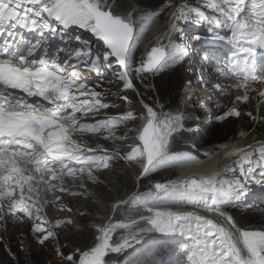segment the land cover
Instances as JSON below:
<instances>
[{"label": "snow or ice", "instance_id": "6c2138e0", "mask_svg": "<svg viewBox=\"0 0 264 264\" xmlns=\"http://www.w3.org/2000/svg\"><path fill=\"white\" fill-rule=\"evenodd\" d=\"M199 7L185 5L175 20L205 25L215 38L226 40L238 55L214 70L221 76L240 81L245 91L237 100H247L251 82L264 83V75L253 73L251 58L257 48L264 49V0H198ZM108 0H0V220L9 214L19 219L22 213L33 220L32 231L38 242L55 236L54 228L70 221L57 219L55 224L43 215L41 193L57 190L71 196L83 195L71 191L65 177L73 181L97 180L94 170L108 169L113 159L137 160L146 177L154 162L161 165L193 162L190 157L169 155L170 138L182 125L179 115H158L153 107L143 104L139 117L129 109L120 115L96 118L110 105L105 94L81 81V68L97 73L109 85L119 83L122 89H133L131 73L160 71L167 62L179 63L187 55L185 47L171 39L164 47H152L146 60L133 69V50L139 39L130 16L114 14ZM77 27L92 33L101 46L95 54L79 35L69 36L67 30ZM180 33L173 23L169 30ZM198 39V37H197ZM59 43H56V41ZM75 41V44L73 43ZM76 45H79L77 47ZM218 92L224 91L218 86ZM112 96L127 101L120 91ZM264 95V92L261 93ZM227 116H239L235 109ZM251 115V113H248ZM91 116V119H89ZM139 119L140 125L130 151H100L81 145L78 133H107L105 139H116V126ZM125 136L120 139H126ZM232 179L207 177L156 182L154 191L137 195L149 213L148 230L183 234L189 240L187 259L190 264H264V231L241 230L233 218L216 207L217 199H238L247 185L264 184V144L240 157L227 169ZM80 187H84L83 183ZM174 197H204L203 208L218 214L225 224L194 212H176L163 201ZM57 201L60 200L56 196ZM46 202V201H45ZM122 204L125 201H121ZM66 207L65 205H61ZM135 220L128 223L101 224L97 228L98 243L79 255L65 259L72 264H106L108 252H119L136 239L130 231ZM117 229L129 230L119 244H113Z\"/></svg>", "mask_w": 264, "mask_h": 264}, {"label": "rangeland", "instance_id": "374dc122", "mask_svg": "<svg viewBox=\"0 0 264 264\" xmlns=\"http://www.w3.org/2000/svg\"><path fill=\"white\" fill-rule=\"evenodd\" d=\"M131 2L141 4L144 0H108V4L111 7L117 6L118 11L123 10L124 4L129 5ZM197 4H199L201 9L204 8L203 5L198 3V0H166L159 14L154 19L152 15H146L138 19V13L137 15L134 13L130 14L134 24H136L137 19L141 21V29L139 28L138 30H144L133 50V69L138 66L140 61L146 60L147 52L152 47H164L167 50L168 39L172 41H187L184 40L182 33L174 32L171 35L172 37H168V28L171 26L169 25L171 24V14L174 13L173 9H175L176 5L182 8L185 5L197 6ZM178 13L179 9L176 14ZM158 21L161 22L160 26L162 25L161 32L159 31L155 35V38H152V41L142 46L141 43L144 41L145 32ZM173 22L175 23L174 20ZM176 25L179 27L181 23L177 22ZM101 43V41H98L96 45L101 46ZM214 54L216 56V53ZM201 56L204 59L206 58L203 55ZM201 68H204L202 72ZM213 68L211 65L202 63L201 66L198 65L192 69L188 60H182L175 64L167 62L162 70L158 72L153 71L138 75L133 71L131 73L134 85L133 89H122V85L119 83L109 85L101 76L96 75L97 73L95 72H90L86 67L80 69V74L82 82H85L97 91L109 93L105 94L104 101L110 107L101 110L96 117L97 119L105 115H120L129 109L133 110L134 115L139 117L143 104L153 107L158 115L165 113L173 116L179 115L182 127L173 133L172 139L170 138L167 153L179 157H189L187 154L169 153L175 140L178 139V134L182 131L188 132L192 136L197 135V140H200V137L205 134L203 129L211 127L213 130L211 129L210 134L208 133L210 138L215 141L227 140V144H232L234 141L253 144L255 139L259 137L264 139V113L258 118L255 116L257 111L258 113H262L264 110V95H261L264 92V88L258 94V97H256L257 94L254 95L253 90H248V99L246 101L237 100L238 96L243 97L245 95L244 89L237 85L240 82L233 81L230 76L219 75ZM193 70L195 73L192 77L190 74L193 73ZM223 81L227 85L225 83L221 84ZM218 86L220 88L223 86L222 89L224 91L218 92ZM117 91H120V96H127L128 100L124 101L119 97L111 95L112 92ZM229 91H231L230 95L227 93ZM192 108L193 111H191ZM232 109L238 111L240 115L227 116L226 113ZM248 113H251V115H248ZM89 119H91V116H89ZM139 125L140 121L137 119L127 122V126H116L113 133L116 139H105V136L108 135L107 133L103 135L78 133L74 136V139L81 145H88L89 147L109 152L118 150L123 155L131 149L123 143L124 140L135 138L137 135L135 129ZM125 133L128 134L127 138L120 139L125 136ZM206 143L204 145H213V142L207 141ZM227 144H222L220 148ZM237 154L230 155L228 158L233 157L234 159ZM174 165L176 164L161 165L159 162H154L151 171L146 174V177L141 178L140 173L142 168L137 160L129 162L122 159H113L108 169L94 170V175L97 177L95 182L88 180L86 176L82 181H73L71 177H65V185L70 186L71 191L83 193V195L74 197L57 190L54 193H41V197L43 215L47 216L52 224L57 219L70 221V223H66L67 226L60 233L55 232L54 237L49 238L44 244H40L37 238L39 234L32 231V219H29L22 213L17 214L20 217L19 219L9 214L6 220H0V264H72V262L65 259L68 255H72L77 259L75 261L78 262L80 255L79 248L88 244L92 246L91 248L95 247L98 243L96 239V236L99 234L97 232L98 226L101 224L107 225L109 220L114 223L112 221V212L117 205L122 204L121 199L123 198L126 210L122 214V217L125 220L119 222L128 223L130 220H135L136 224L130 231L135 232L137 235L136 239L134 241L130 240L129 246L123 248L121 251L130 250L136 264H144L147 261H151V264L155 262L159 263L163 255L156 256L155 254L163 253L169 254L168 256L172 257L171 264H177L179 259L182 258L181 246L185 245L184 243H189L187 239L183 237V239L175 238V240H169L167 233L148 230L151 228V225L147 222V219L144 220L139 217L143 213H148L146 205L142 201H133L131 199L137 195L146 196L150 191H154V184L156 182L167 183L170 180L195 178L177 174L174 170ZM232 166L230 163L227 169ZM219 167L221 168L222 165H219ZM227 169L224 173H226V177H229ZM224 173H220V176L224 177ZM81 183L84 185L83 188L80 187ZM146 188L149 189L141 192L142 189ZM56 196L60 197L59 201L55 199ZM61 205H65L66 207H62ZM229 208L231 210L227 207L222 209V211L232 217L235 216L236 220L243 219L248 221L246 222V227L242 226L243 228L252 231H264V209H251L242 212L234 211L235 209L232 207ZM186 212H191V209ZM175 233L177 236H181L180 233ZM128 235L129 230L117 229L112 234L113 244L121 243ZM139 246H150V249L158 246V248L155 251H146L147 253L142 255L144 257L140 261L135 257L137 250H134ZM188 247L186 246L187 250ZM121 251L115 253L108 252L104 260L108 259L111 254L116 256ZM132 262L133 260L131 259L128 261V264H132Z\"/></svg>", "mask_w": 264, "mask_h": 264}, {"label": "bare ground", "instance_id": "6f19581e", "mask_svg": "<svg viewBox=\"0 0 264 264\" xmlns=\"http://www.w3.org/2000/svg\"><path fill=\"white\" fill-rule=\"evenodd\" d=\"M162 2V1H161ZM169 2V1H168ZM169 5V4H168ZM167 5V6H168ZM172 5V4H171ZM180 5V4H179ZM177 6V10H175V14L177 13V11H178V9H180V7L181 6ZM153 6H156V5H153ZM160 6V5H159ZM164 6V5H163ZM182 7H184V6H182ZM189 7H199L200 8V6H199V4H197V6H189ZM157 8V7H156ZM155 8V9H156ZM147 9V8H146ZM203 9H205L207 12H209L210 10H208V9H206V8H203ZM149 10V9H148ZM152 10V9H151ZM174 10V9H173ZM153 11H154V8H153ZM150 12V11H149ZM148 12V13H149ZM152 13V12H151ZM150 13V14H151ZM173 13V14H174ZM173 14H171V24H169V25H171L172 26V24L174 23L173 22V20H175V18H174V15ZM179 14V13H178ZM157 20V19H156ZM175 21H177V22H180V23H182L183 21H178V20H175ZM173 22V23H172ZM160 21H158V22H156L153 26H151L150 28H148V30L145 32V34H144V41L141 43V45L143 46L145 43H147V42H149V41H152V38L154 37L155 38V35H157L158 34V32L160 31L161 32V27H162V25L160 26ZM186 25L187 24H189V25H196L195 23H193V22H191V21H189V22H187V23H185ZM177 25H179V24H177ZM171 26H170V28H168V31L171 29ZM174 33V32H173ZM160 34V33H159ZM174 35V34H173ZM164 36H165V34H164ZM185 35L183 34V38H184V40H187V37L185 36ZM167 37V36H166ZM169 37V36H168ZM172 37V36H171ZM85 38V37H84ZM156 38H157V36H156ZM86 40H88V41H91L90 39H86ZM169 40V39H168ZM180 42V41H179ZM228 45L229 47H231V48H233L232 47V45L231 44H229V43H225L224 45ZM94 46V45H93ZM183 46H185V42H184V45ZM93 48V47H92ZM199 55V54H198ZM199 56H201V55H199ZM202 57V56H201ZM220 58H222V57H220ZM194 62V61H193ZM202 62V61H201ZM201 64L202 63H199L198 65H200L201 66ZM205 65H207L206 63H205ZM191 67H192V65H191ZM206 67V66H205ZM214 69V68H213ZM206 70V69H205ZM87 71V70H86ZM91 72V71H90ZM93 72V71H92ZM208 72V71H207ZM194 73H195V71H193V73H191L190 74V76H192L193 77V75H194ZM97 75V74H96ZM200 75V74H199ZM189 76V77H190ZM83 78V77H82ZM209 78V77H208ZM101 79V78H100ZM195 79V78H194ZM231 79L233 80V81H236V82H240L239 80H237V79H235V78H232L231 77ZM85 80V79H84ZM192 80V79H191ZM236 82H234V83H236ZM226 84L227 85V83L225 82V81H223L221 84ZM233 83V82H232ZM259 84V85H258ZM258 84H255V85H258V86H255V85H253V84H250L249 85V87H248V90H253V92H254V95L255 94H257V96L256 97H258V94H260L261 93V91L263 90V88H264V84L263 83H261V82H259ZM198 85V84H197ZM237 85H240V84H237ZM198 87V86H197ZM222 88H223V86H221ZM239 87V86H238ZM213 89H215V88H213ZM234 89V88H233ZM208 90V89H207ZM216 91V90H215ZM217 92V91H216ZM253 92H251L252 94H253ZM229 95L231 94V91H229V92H227ZM235 93V92H234ZM209 94V93H208ZM201 95V94H200ZM212 98V97H211ZM209 100V99H208ZM211 100V99H210ZM256 101H257V98H256ZM207 102V101H206ZM145 103V102H144ZM204 103V102H203ZM204 105V104H203ZM210 107V106H209ZM258 109V108H257ZM256 110V109H255ZM262 110V109H261ZM260 110V111H261ZM191 111H193V108L191 109ZM210 111V110H209ZM253 111V110H252ZM264 113V110H263V112L262 113H258V111L256 112V114H255V116L258 118V117H260L262 114ZM203 114V113H202ZM195 116H197V115H195ZM206 120V119H205ZM258 121V120H257ZM261 121V120H260ZM206 122V121H205ZM202 123V122H201ZM256 125V124H255ZM200 128V127H199ZM201 129V128H200ZM206 131V130H205ZM183 133V132H182ZM199 133V132H198ZM201 133V132H200ZM184 134V133H183ZM190 134V133H189ZM179 135V134H178ZM255 135V134H254ZM194 136V135H193ZM197 136V135H196ZM258 136V135H257ZM135 137V136H134ZM179 137V136H178ZM256 137V136H255ZM175 138V137H174ZM180 138V137H179ZM178 138V139H179ZM197 138V137H196ZM199 138V137H198ZM201 138V137H200ZM247 138V137H246ZM171 139H172V137H171ZM170 139V140H171ZM194 139V138H193ZM192 139V140H193ZM260 137L259 138H257V139H255V141H254V143L253 144H251V143H242V141L240 142V141H234V142H232V144L230 143V144H227L226 146H224V147H222V148H217V149H219V150H217V151H215L213 154H211L210 156H208V157H205V158H203L202 160H200V161H197V162H190V163H185V164H176V165H174V170H175V172H177V174H179V175H182V176H188V177H195V178H199V177H207L208 175H211V174H213V173H224V171H226V169H227V167L229 166V164L231 163L233 166L234 165H236V162L237 161H239L240 160V157L241 156H243L245 153H247V152H251V151H253L252 149H254V148H258V147H260L262 144H264V143H262L261 145H259V143L260 142H262V141H260ZM246 140V139H245ZM262 140V139H261ZM175 141H177V139L175 140ZM179 141V140H178ZM248 141V140H247ZM132 142V141H131ZM185 142H187V141H185ZM204 142V141H203ZM264 142V141H263ZM172 143V142H171ZM197 143V142H196ZM202 145V144H201ZM248 145H250V146H248ZM246 146H248V147H246ZM209 147V146H208ZM207 147V148H208ZM217 147V146H216ZM215 147V148H216ZM189 148V147H188ZM199 148V147H198ZM211 148V147H210ZM203 149V148H202ZM199 150V149H198ZM200 150H201V148H200ZM215 150V149H214ZM192 151V150H191ZM168 152V151H167ZM181 152V151H180ZM205 152H207V151H205ZM211 152V151H210ZM182 153V152H181ZM185 153V152H184ZM187 153V152H186ZM204 153V152H203ZM209 153V152H208ZM207 153V154H208ZM238 153V154H237ZM198 154V153H197ZM233 154H237L236 155V157L233 159V157H231V158H228V157H230V155H233ZM180 155V154H179ZM191 155V154H190ZM201 155H202V153H201ZM197 156V155H196ZM197 158V157H196ZM195 158V159H196ZM228 158V159H227ZM219 165L221 166L222 165V167L220 168L219 167ZM177 166V167H176ZM232 166V167H233ZM220 168V169H219ZM169 170V169H168ZM222 176V175H221ZM221 176H220V178H221ZM224 177H226V173H224ZM233 176H232V174H230L229 173V177L228 178H232ZM219 178V177H218ZM250 185V184H249ZM257 184L256 183H252L251 184V186H250V188H252V187H254V186H256ZM261 185V187L260 188H264V184H260ZM254 195H256V191L254 192ZM183 201H184V204H182V203H176V205H170V204H168V205H166V206H164V207H166V208H169L170 210H172V211H176V212H186V211H189L190 209H191V212H194V213H196V214H199V215H202V216H205L206 218H209V219H212L215 223H218L217 221H216V219H215V217H214V215L213 214H211L210 212H200V211H198V208H197V206H198V204H202L203 203V201L202 200H205V198L204 197H197V198H190V197H183V199H182ZM222 200H223V198L222 197H220V198H218L217 199V204H216V207H218V208H221L222 207ZM187 203V205H185ZM178 205H179V207H178ZM183 205H185V207H183ZM175 209V210H174ZM182 209H184V211L182 210ZM228 209H230L229 207H228ZM194 210V211H193ZM231 210V209H230ZM243 212V211H242ZM251 212V211H250ZM148 215V213H143V214H141L139 217H146ZM239 218V217H238ZM146 219V218H145ZM144 219V220H145ZM242 220V219H241ZM246 222H248V221H246ZM219 224V223H218ZM246 227V226H245ZM156 249H154V250H152V251H155ZM188 254V253H187ZM183 264H185V263H183Z\"/></svg>", "mask_w": 264, "mask_h": 264}, {"label": "trees", "instance_id": "16d2710c", "mask_svg": "<svg viewBox=\"0 0 264 264\" xmlns=\"http://www.w3.org/2000/svg\"><path fill=\"white\" fill-rule=\"evenodd\" d=\"M165 1L166 0H144V2H142L141 4H135V3L131 2L129 5L128 4H124V6L122 7V9H123L122 11H118L117 10V6H112L111 7V11L114 14H118V15H121V16H130V14H133V13L135 15H137V13H138L139 14L138 15V19L141 18V17H145L146 15L147 16L148 15H152L153 16V19H154L159 14V12L161 10V7H162V5H163V3ZM153 5H156V6H153ZM153 8H154V11H153ZM138 19L136 20V24H134V32L136 34H138V36H141L143 34L144 30L143 31H139L138 30L140 28V22H141ZM211 129L213 130V128H211V127L207 128V129H203L205 134H204V136H202V134H201V136H202L201 139L203 138L202 140L200 139L201 141L200 140H197V138H196L197 136H192L188 132L182 131L184 134L181 132L178 135L180 138L178 137L179 139H177V141L174 142V144H173V146L171 148V153H181V152L182 153H184V152L186 153L187 152L186 154H189V155L191 154L195 158L197 157L196 159H200L202 157L204 158V156L206 157L208 155H211L214 151L217 150L218 147H220L222 144H225V143L228 142L227 140H223V141L222 140L221 141L212 140V138H210V136H209ZM185 141H187V142H185ZM207 141L208 142H213V145H204V144H207L206 143ZM123 143L125 145H127V147L131 148V146L134 144V138H130L128 140H124ZM203 146H205V147H203ZM200 148H201V150H200ZM205 151H207V152H205ZM201 153H202V155H201ZM144 190H146V189H144ZM141 191H143V189ZM123 200H124V198L121 199V201H123ZM125 210H126V205H121V204L117 205L115 207L114 211L112 212V221H124L125 218L122 217V214L125 212ZM237 224L239 226H246L247 225L246 224V221L243 220V219L242 220L241 219H238L237 220ZM66 226H67L66 224H63L60 227L56 228L57 229V233H60L61 230H63L64 227H66ZM59 237H60V234H59ZM91 247L92 246L89 245V244L88 245H85V246H81L79 248V252L82 253V252L88 251V250H90ZM126 254L127 253H125L123 251H121V253L117 254L116 256L111 254V256H109L108 259L105 260V262H106V264H123L124 261L127 258V255ZM75 260H77V259L75 258Z\"/></svg>", "mask_w": 264, "mask_h": 264}]
</instances>
